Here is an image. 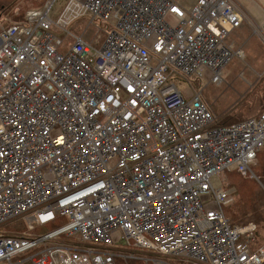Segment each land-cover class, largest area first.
Instances as JSON below:
<instances>
[{
	"label": "built area",
	"instance_id": "built-area-1",
	"mask_svg": "<svg viewBox=\"0 0 264 264\" xmlns=\"http://www.w3.org/2000/svg\"><path fill=\"white\" fill-rule=\"evenodd\" d=\"M53 3L0 30V228L25 222L0 232V264H264L257 226L225 216L235 189L212 182L257 179L264 111L222 126L174 81L223 82L230 0H67L57 23ZM80 17L95 39L68 30Z\"/></svg>",
	"mask_w": 264,
	"mask_h": 264
},
{
	"label": "rangeland",
	"instance_id": "rangeland-1",
	"mask_svg": "<svg viewBox=\"0 0 264 264\" xmlns=\"http://www.w3.org/2000/svg\"><path fill=\"white\" fill-rule=\"evenodd\" d=\"M13 1L16 3L12 4ZM176 1L186 8L192 7L196 3V0ZM47 2H54L50 17L53 22L57 23L65 11L67 0H0V30L9 24L23 20L26 13L43 8ZM230 2L243 17L241 27L233 32L232 37L230 36L228 40V44L232 46L237 55L223 70V82L220 85L207 82L200 84L204 101L210 107L219 124H223L230 117H233L237 123L245 118L256 116L264 110V0H230ZM88 23V17H80L69 25L68 30L75 35H84L88 41L95 39L98 25L88 27ZM55 33L62 35L57 31ZM62 38L68 47L73 44V39L64 35ZM174 81L179 91L184 95H190L193 90L198 88L195 80L188 82L175 78ZM254 174L257 179L250 180L256 181L260 189L264 191L259 177L255 172ZM229 178V176L221 174L213 178V186L215 188L223 187ZM247 179L249 180V178ZM240 198L241 196H238L234 203H237ZM67 222V218H60L51 226L38 228V234L35 235L41 236L49 230L60 228ZM231 222L236 224L232 220ZM8 225L12 227L11 232L17 231L16 233H18L25 229V222L22 218L16 219ZM6 226L1 227L0 232ZM263 226L264 222L259 227ZM255 245L258 247L264 245V227L261 229ZM150 260L148 262L150 264H197L179 258H165L157 255Z\"/></svg>",
	"mask_w": 264,
	"mask_h": 264
},
{
	"label": "trees",
	"instance_id": "trees-1",
	"mask_svg": "<svg viewBox=\"0 0 264 264\" xmlns=\"http://www.w3.org/2000/svg\"><path fill=\"white\" fill-rule=\"evenodd\" d=\"M15 3L16 1L12 2V4H15ZM22 21H24V19L21 21L15 22V23H19ZM197 87H198L197 89L201 88V85L199 82H197ZM256 116H253V117H256ZM249 118H252V116L245 118L243 120H246ZM243 120H240V121H243ZM234 122L235 121L233 117H230L226 122H224L223 124L220 123L219 125L227 126V125H231L230 123L233 124ZM253 170L256 173V175L259 177L258 179H260V182L262 183V185L264 186V152L258 155V163L254 167ZM224 175L230 177L229 179L226 180L227 183L226 185H224V187L234 188L236 191L235 202H236L237 197L241 196L238 202L234 203L235 205L233 204L232 206L225 208L224 210L225 216L228 219H231L234 223H236L235 225L240 226V227L247 226L250 223L255 224L257 226L256 239H258L260 231L264 227V226L259 227L261 223L263 224L264 222V191L260 189V186L258 185L256 181L250 180V179L248 180L247 178H242V176L238 174L237 172H224ZM11 231H12V227L10 225H7L3 229L2 233H5V235H13L14 233L17 232V231H14V232H11ZM33 234L34 235L38 234V228L33 232ZM136 253L139 254L140 256L147 257L148 259H151L153 256H156L151 253L140 252V251H137ZM135 264H150V263L137 262Z\"/></svg>",
	"mask_w": 264,
	"mask_h": 264
},
{
	"label": "crops",
	"instance_id": "crops-1",
	"mask_svg": "<svg viewBox=\"0 0 264 264\" xmlns=\"http://www.w3.org/2000/svg\"><path fill=\"white\" fill-rule=\"evenodd\" d=\"M236 32V31H235ZM231 37H232V35H231Z\"/></svg>",
	"mask_w": 264,
	"mask_h": 264
}]
</instances>
